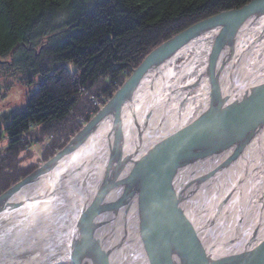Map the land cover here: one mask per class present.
<instances>
[{
  "label": "water",
  "instance_id": "water-1",
  "mask_svg": "<svg viewBox=\"0 0 264 264\" xmlns=\"http://www.w3.org/2000/svg\"><path fill=\"white\" fill-rule=\"evenodd\" d=\"M0 264H264V0L152 48L2 191Z\"/></svg>",
  "mask_w": 264,
  "mask_h": 264
},
{
  "label": "trees",
  "instance_id": "trees-1",
  "mask_svg": "<svg viewBox=\"0 0 264 264\" xmlns=\"http://www.w3.org/2000/svg\"><path fill=\"white\" fill-rule=\"evenodd\" d=\"M248 1L0 0V58L21 57L23 69L38 77L27 104L6 116L0 130L7 138L0 193L31 171L20 165V153L44 142L43 160L52 156L77 120L86 122L97 111L93 99L104 103L152 48Z\"/></svg>",
  "mask_w": 264,
  "mask_h": 264
},
{
  "label": "rangeland",
  "instance_id": "rangeland-1",
  "mask_svg": "<svg viewBox=\"0 0 264 264\" xmlns=\"http://www.w3.org/2000/svg\"><path fill=\"white\" fill-rule=\"evenodd\" d=\"M57 21L62 24L63 18L60 17ZM41 42L42 41L40 40L36 47H38ZM24 61L25 60L18 56L13 60L11 54L0 58V130L4 127L6 116H9L12 112L21 109L27 104L31 92L37 85L38 77L33 76L29 71L23 69ZM64 65L69 71L74 70L73 63L65 62ZM96 102V104L94 102L93 104L99 105V107L104 104L98 99H96ZM80 119L81 118L77 120V128L75 132H77L90 118L86 122H82ZM74 133L60 148L69 141ZM6 146L7 138L2 134L0 138V155H2ZM43 147L44 142L34 144L28 152L20 153V165L23 167H32L31 171H33L38 165L45 161L41 156Z\"/></svg>",
  "mask_w": 264,
  "mask_h": 264
},
{
  "label": "built area",
  "instance_id": "built-area-1",
  "mask_svg": "<svg viewBox=\"0 0 264 264\" xmlns=\"http://www.w3.org/2000/svg\"><path fill=\"white\" fill-rule=\"evenodd\" d=\"M93 102L96 104L97 102H96V99H93Z\"/></svg>",
  "mask_w": 264,
  "mask_h": 264
}]
</instances>
